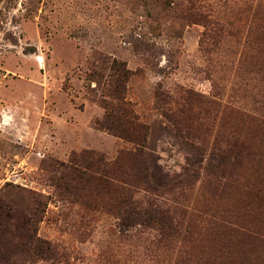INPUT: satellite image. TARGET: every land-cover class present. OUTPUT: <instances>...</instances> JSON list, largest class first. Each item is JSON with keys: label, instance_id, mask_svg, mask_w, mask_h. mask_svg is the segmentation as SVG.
<instances>
[{"label": "rangeland", "instance_id": "1", "mask_svg": "<svg viewBox=\"0 0 264 264\" xmlns=\"http://www.w3.org/2000/svg\"><path fill=\"white\" fill-rule=\"evenodd\" d=\"M113 59L134 72L127 99L158 187L135 198L176 233L84 209L40 171L132 147L95 126ZM7 183L48 203L38 235L59 259L34 264H264V0H0Z\"/></svg>", "mask_w": 264, "mask_h": 264}, {"label": "trees", "instance_id": "2", "mask_svg": "<svg viewBox=\"0 0 264 264\" xmlns=\"http://www.w3.org/2000/svg\"><path fill=\"white\" fill-rule=\"evenodd\" d=\"M105 67V75H96L101 87L95 102L104 110L103 117L95 121L96 129L132 147L120 151L113 161L95 151L73 152L67 163L50 159L41 164L40 171L53 176L50 181L60 196L84 209L104 211L119 219L147 216L146 222L160 234L176 233L174 220L164 215L163 210L139 208L135 198L140 191L154 192L158 187L151 181L148 128L127 99V86L134 72L115 59ZM47 208L41 193L9 183L4 185L0 190V264L59 259L56 248L38 235Z\"/></svg>", "mask_w": 264, "mask_h": 264}]
</instances>
